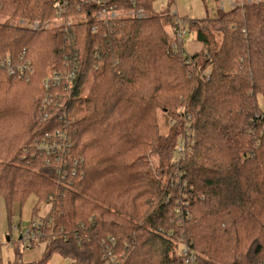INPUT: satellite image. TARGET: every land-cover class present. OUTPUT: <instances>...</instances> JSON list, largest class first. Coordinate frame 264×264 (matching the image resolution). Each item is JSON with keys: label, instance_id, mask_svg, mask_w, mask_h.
<instances>
[{"label": "trees", "instance_id": "16d2710c", "mask_svg": "<svg viewBox=\"0 0 264 264\" xmlns=\"http://www.w3.org/2000/svg\"><path fill=\"white\" fill-rule=\"evenodd\" d=\"M65 1L0 0V197L9 218L31 196L51 206L45 253L12 264H185L183 243L197 264H264V0L185 23L202 46L189 58L156 0ZM59 18L74 22L19 24ZM75 64L66 117L40 122L48 71ZM57 130L68 162L38 150Z\"/></svg>", "mask_w": 264, "mask_h": 264}, {"label": "rangeland", "instance_id": "374dc122", "mask_svg": "<svg viewBox=\"0 0 264 264\" xmlns=\"http://www.w3.org/2000/svg\"><path fill=\"white\" fill-rule=\"evenodd\" d=\"M223 4L225 8H223ZM230 8L229 0H156L153 4L152 13L157 15H174L177 19L183 20L184 22H180V29L186 31L183 49L188 54L194 55L201 52L202 49L196 52L200 44L196 40V35L188 27L184 29V24L190 20L201 21L205 18H216L220 12L229 11ZM174 35V31L169 30L170 39H173ZM260 103L264 107V99L261 98ZM159 121L161 132L167 134L172 121L163 115L159 116ZM50 213V204H39L38 199L35 196H31L22 207L15 206L12 217L9 218L5 201L0 197V248L3 264L14 263L18 251L23 252V260L26 262L31 260L39 261L45 253L46 243L39 241L33 249L23 250L24 248L20 241L21 232L33 222L40 223L44 221L49 217ZM182 249L183 245L180 244L178 252ZM35 261H31V263ZM62 263L64 264L65 260L59 255H53L49 262V264Z\"/></svg>", "mask_w": 264, "mask_h": 264}, {"label": "built area", "instance_id": "2783aa9c", "mask_svg": "<svg viewBox=\"0 0 264 264\" xmlns=\"http://www.w3.org/2000/svg\"><path fill=\"white\" fill-rule=\"evenodd\" d=\"M230 1V10L235 8L236 6L243 5L245 0H229ZM248 3H251L253 0H246ZM68 2L65 0H56V5L58 7V15H61L66 7L68 6ZM223 8L224 4H223ZM143 16L142 11H139L135 13V17L141 18ZM60 17V16H59ZM115 17V12L112 10L103 9L101 12H99L96 16L98 20H107L109 18ZM74 20L67 19V20H52V22H40V21H34L32 23L27 22H20L19 24L21 26L27 27L28 29H31L33 31H39L42 29H47L51 26H56L60 24H64L66 26L72 25ZM181 24V23H180ZM175 43L172 45L173 49H177L179 46H183V40L184 36L186 34V31L180 29L175 31ZM185 52V50H184ZM189 55L187 52H185V56L189 58ZM190 62V59L187 60V63ZM78 66L75 64L74 69L70 72H61V71H54L49 70L47 73L46 78L43 80V87L45 90H48L47 94L44 95L41 99V105H40V122L42 123H48V121L56 114L60 113L62 118H65V108L66 105L61 103V98L72 95V90L75 88V82L77 79V69ZM98 70L102 69V66L100 65L97 67ZM33 70L26 66L23 69V74L25 75L26 80L28 81V75L27 73H32ZM61 90L63 94L58 95L54 91ZM57 97V98H56ZM62 110L64 111L62 113ZM71 141L67 137L64 130H57L55 134H47L45 138H43L39 144H38V150L45 155L48 156H56L58 158V162L62 163L68 162L67 158L70 150L72 149ZM185 142H181L179 144L178 153L179 156H183L185 153ZM58 173L61 174L62 177L66 176V172L63 170L62 164L60 168L58 169ZM47 227V221L46 219L44 221H41L40 223L33 222L29 227L24 228L21 232V238L20 241L23 245V248L25 250L33 249L36 244L40 241L41 238H43L45 235V230ZM183 249L178 252V254L182 257L185 264H197L195 256L191 253V249L188 245L182 244ZM1 247V246H0ZM0 263H3V257L1 253L0 248Z\"/></svg>", "mask_w": 264, "mask_h": 264}, {"label": "crops", "instance_id": "0c3cea01", "mask_svg": "<svg viewBox=\"0 0 264 264\" xmlns=\"http://www.w3.org/2000/svg\"><path fill=\"white\" fill-rule=\"evenodd\" d=\"M201 49H202V46L200 45L199 49H198L196 52L200 51ZM196 52H194V53H196ZM31 261H35V260H31ZM31 261H27V262H31ZM66 263H67V261H65L64 264H66ZM62 264H63V263H62Z\"/></svg>", "mask_w": 264, "mask_h": 264}]
</instances>
